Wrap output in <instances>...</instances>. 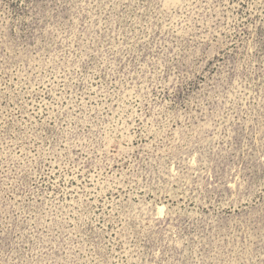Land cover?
<instances>
[{"label": "rangeland", "instance_id": "obj_1", "mask_svg": "<svg viewBox=\"0 0 264 264\" xmlns=\"http://www.w3.org/2000/svg\"><path fill=\"white\" fill-rule=\"evenodd\" d=\"M0 264H264V0H0Z\"/></svg>", "mask_w": 264, "mask_h": 264}]
</instances>
